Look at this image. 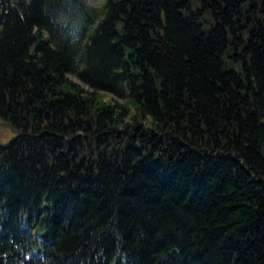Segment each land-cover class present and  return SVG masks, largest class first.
Returning a JSON list of instances; mask_svg holds the SVG:
<instances>
[{
	"label": "trees",
	"instance_id": "1",
	"mask_svg": "<svg viewBox=\"0 0 264 264\" xmlns=\"http://www.w3.org/2000/svg\"><path fill=\"white\" fill-rule=\"evenodd\" d=\"M0 264H264V0H0Z\"/></svg>",
	"mask_w": 264,
	"mask_h": 264
},
{
	"label": "rangeland",
	"instance_id": "2",
	"mask_svg": "<svg viewBox=\"0 0 264 264\" xmlns=\"http://www.w3.org/2000/svg\"><path fill=\"white\" fill-rule=\"evenodd\" d=\"M88 3L94 7H101L104 0H87ZM16 132L14 129L4 120L0 118V144H7L12 138H14Z\"/></svg>",
	"mask_w": 264,
	"mask_h": 264
}]
</instances>
